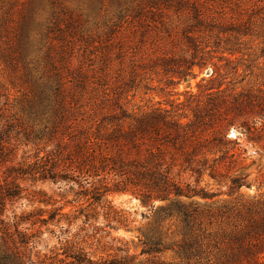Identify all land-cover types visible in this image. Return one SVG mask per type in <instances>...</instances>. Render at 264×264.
<instances>
[{"label":"trees","instance_id":"16d2710c","mask_svg":"<svg viewBox=\"0 0 264 264\" xmlns=\"http://www.w3.org/2000/svg\"><path fill=\"white\" fill-rule=\"evenodd\" d=\"M125 5V17L95 36L84 34L69 15L66 21L56 13L48 26L55 37L37 76L28 69L26 52L19 54L34 87L29 110L40 126L35 139L44 146L33 159L18 162L12 141L21 132L0 114V264H176L161 257L172 249L185 264H264V170L252 179L257 163H247L244 147L264 153V29L257 35L263 39L260 48L252 50L243 40L252 35L249 28L254 31L247 25L259 0ZM129 34L140 41L125 40ZM207 34L216 38V48L225 42L221 54L229 57L201 56L194 42ZM209 64V79L201 80L197 93L185 92L184 102H167L171 109L136 112L123 103L132 84L127 72L161 69L169 81L180 82ZM232 128L238 133L234 139ZM20 179L56 186L59 199L45 203L58 206L10 218L7 206L18 195ZM205 179L229 190L230 200L219 201L211 215L240 232L228 241L218 242L203 226L205 212L198 204L180 201L198 197L210 201L207 208L217 204L222 192L201 188ZM242 187H255L259 197L244 202L238 194ZM111 194H131L146 207L170 202L143 236L146 259L123 250L97 258L80 236L85 229L73 234L77 221L98 223L101 214L123 224ZM75 205L80 208L65 212ZM169 219L181 226L178 243L163 232ZM53 240L57 245L50 247Z\"/></svg>","mask_w":264,"mask_h":264},{"label":"rangeland","instance_id":"374dc122","mask_svg":"<svg viewBox=\"0 0 264 264\" xmlns=\"http://www.w3.org/2000/svg\"><path fill=\"white\" fill-rule=\"evenodd\" d=\"M139 0H0V114L10 119L11 122L17 125V130L21 133L16 139H13V144L17 148L18 162H23L26 158L33 159L34 156L44 146L43 142L35 139L40 126L35 119L33 112L29 110L30 102L33 99V83L28 78L26 64L20 59L19 54L26 52V60L30 62L28 69H32L33 75L37 76L36 71L41 70L44 64L45 50L51 42L50 38L55 37L48 26L56 18V13L62 14L63 18L69 19L72 17L77 26L81 24L82 31L86 35L95 36L102 33L111 25L113 21H117L120 17H125L126 4L138 3ZM118 2H124L122 7ZM129 2V3H128ZM259 8L252 14L249 35L243 39L247 47L256 50L261 47L263 39L258 38V33L263 32L261 25L264 22V0H259ZM67 15H69L67 17ZM246 18V16H245ZM63 20H59V24ZM65 22V21H64ZM49 37V38H48ZM125 40L132 41L136 44L140 38H134L132 34L127 35ZM45 40V41H43ZM199 48H201V56H225L221 54L222 47L225 42L222 40L220 48H216V38L210 35H205L195 39ZM151 40L149 41V43ZM192 46V44H187ZM151 47V44H150ZM22 48H26L23 49ZM241 54H237L239 58ZM218 62V59H214ZM221 64H225L222 62ZM212 65L200 71L195 68L192 75L184 78L182 81L170 78L163 74L161 69L146 70L136 69L134 74L126 73L127 80L131 79L132 84L130 89L124 92L123 103L130 111H148L155 108L171 109L167 102L186 100L185 92H198L197 85L202 79L208 80L212 73ZM128 76V77H127ZM130 77V78H129ZM130 81V80H129ZM238 135L235 129H231V133ZM25 134H30V138L26 139ZM234 139V138H231ZM248 149L247 163L256 161L257 165L252 170V179H255L264 170V153L252 145L244 144ZM194 183V180H191ZM20 188L16 191L17 197L12 199L7 206V215L12 218L13 214H31L38 210L49 211L56 208L47 205L50 199L55 203L58 193L56 186L46 183H34L29 180H19ZM213 189L215 192H222V195L216 197L214 202H217L211 208L206 205L210 201H204L198 197L190 200L181 198L184 203L198 204L205 212L201 216V222L204 227L208 228V232L216 233L217 241H228L229 238L238 235L240 232L234 228L231 223L226 222L219 217H212L213 213L217 212L219 201L230 200L227 197L229 190H225L213 181L205 179L200 184V187ZM238 194L243 197L244 202L250 201L255 197H259V192L256 188L248 189L242 187ZM109 200L117 211H121L124 215L123 224L114 221L112 218H106L101 214L98 223L82 225L81 221H77L73 226V234L79 230V227L85 230L81 232V237H84V245L88 251L97 258L121 255L123 250L129 255H137L139 259H146L142 255L144 234L150 232L153 227L155 215L160 208L169 205V201L156 202L154 206H143L136 197L131 194H111ZM77 208L69 206L65 212L73 213ZM46 214H44L45 216ZM38 224L36 225L37 228ZM163 232H167L169 242L178 243L182 240L181 226L177 220L169 219L162 225ZM45 237H48L46 235ZM57 245V241L53 240L50 247ZM42 249V248H40ZM161 257L176 264H185L177 255L176 250H168ZM264 261V258H262Z\"/></svg>","mask_w":264,"mask_h":264},{"label":"water","instance_id":"95a60500","mask_svg":"<svg viewBox=\"0 0 264 264\" xmlns=\"http://www.w3.org/2000/svg\"><path fill=\"white\" fill-rule=\"evenodd\" d=\"M236 137V134L233 132L230 134V138H235Z\"/></svg>","mask_w":264,"mask_h":264}]
</instances>
